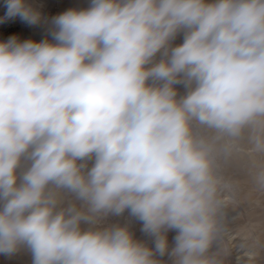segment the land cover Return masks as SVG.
<instances>
[{
  "label": "clouds",
  "instance_id": "9594fccd",
  "mask_svg": "<svg viewBox=\"0 0 264 264\" xmlns=\"http://www.w3.org/2000/svg\"><path fill=\"white\" fill-rule=\"evenodd\" d=\"M4 5L0 22H41ZM50 35L0 42V255L225 264L219 160L246 133L264 157V0H90ZM251 180L264 191V162ZM125 212L153 246L109 222Z\"/></svg>",
  "mask_w": 264,
  "mask_h": 264
},
{
  "label": "rangeland",
  "instance_id": "374dc122",
  "mask_svg": "<svg viewBox=\"0 0 264 264\" xmlns=\"http://www.w3.org/2000/svg\"><path fill=\"white\" fill-rule=\"evenodd\" d=\"M41 14V22L29 25L19 17L0 22V42L10 36H17L20 41L33 40L39 42L51 39L53 17L70 8L88 7L90 0H27ZM6 8L4 0H0V17H4ZM182 42L177 37L175 43ZM182 92L183 89H180ZM238 150L232 155L221 157L219 163L223 173L237 182L234 202L229 207L227 232L224 247L227 249L225 264H264V191L257 189L251 180V172L257 163L264 162V157L249 151L247 133L238 143ZM109 222L127 224L135 237L146 242L150 247L152 241L141 232V223L129 217L125 212L120 217H110ZM174 232L168 233L172 243ZM166 262L167 257L163 258ZM0 264H32L30 252L21 250L13 256L0 255Z\"/></svg>",
  "mask_w": 264,
  "mask_h": 264
}]
</instances>
